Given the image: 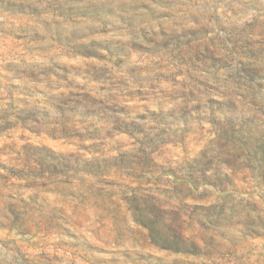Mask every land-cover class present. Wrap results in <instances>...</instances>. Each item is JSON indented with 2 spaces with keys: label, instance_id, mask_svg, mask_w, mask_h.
I'll use <instances>...</instances> for the list:
<instances>
[{
  "label": "rangeland",
  "instance_id": "obj_1",
  "mask_svg": "<svg viewBox=\"0 0 264 264\" xmlns=\"http://www.w3.org/2000/svg\"><path fill=\"white\" fill-rule=\"evenodd\" d=\"M0 264H264V0H0Z\"/></svg>",
  "mask_w": 264,
  "mask_h": 264
}]
</instances>
